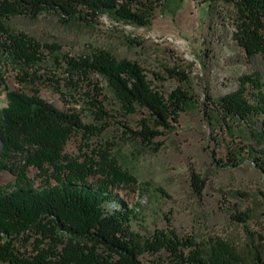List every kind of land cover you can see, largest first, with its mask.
<instances>
[{
	"label": "trees",
	"instance_id": "trees-1",
	"mask_svg": "<svg viewBox=\"0 0 264 264\" xmlns=\"http://www.w3.org/2000/svg\"><path fill=\"white\" fill-rule=\"evenodd\" d=\"M201 2L209 8H231L233 48L243 53L248 66L259 58L264 66V0ZM160 5L159 0H0V60L17 67L19 82L32 91H8L7 105L0 109L4 143L0 171L16 176L13 184L0 185V264H264L251 235L247 247L223 238L198 241L193 235L179 236L167 216L165 229L134 231L131 222L142 213L141 202L129 207L115 191L137 184V178L110 157L111 145L97 152L98 159L87 157L83 162L63 154L76 133L91 139L102 134L116 118L114 113L126 121L140 111L144 113L136 127L121 123L125 130L120 139L157 153L163 145L159 138L174 128L182 112L200 103L213 121L226 128L236 123L247 130L250 142H243L240 151L264 173V69L244 72L230 93L218 98L207 94L199 101L180 86L164 94L154 83L164 78L153 72L150 79L136 61L117 59L100 48L61 53L59 44L11 26L14 19L39 20L45 15L71 25L107 14L118 22L146 27ZM50 58L63 69L72 89H81L91 76L103 80L102 85L92 83L91 98L94 120L102 124H85L78 113L59 110L39 96L33 87L42 83L40 70L50 73ZM168 75L187 79L175 70H168ZM102 95L117 109L107 110L98 99ZM231 157V164L240 162L236 155ZM28 167L44 176L38 186L26 178ZM191 186L200 196L205 180L191 172ZM157 191L166 196L163 189ZM249 214L247 210L232 219L247 223ZM145 256L156 258L145 260Z\"/></svg>",
	"mask_w": 264,
	"mask_h": 264
},
{
	"label": "rangeland",
	"instance_id": "rangeland-1",
	"mask_svg": "<svg viewBox=\"0 0 264 264\" xmlns=\"http://www.w3.org/2000/svg\"><path fill=\"white\" fill-rule=\"evenodd\" d=\"M159 1L161 5L146 27L118 22L107 14L71 25H63L56 16L45 15L39 20L14 19L11 26L47 43L59 44L61 53L76 55L100 48L117 59L136 61L150 79L153 72L164 78V81H154L164 94L180 86L189 89L199 101L207 94L218 98L230 93L237 89L238 77L244 72L264 69L262 59L248 66L243 53L233 48L228 18L231 8L221 5L209 8L201 0ZM52 62L53 58L47 62L50 73L44 70L38 73L42 83L33 88L38 89L39 96L59 110L78 113L85 124H102L94 120L91 98L94 96L92 83L102 85L103 80L91 76L81 89H72L67 85L63 69L56 68ZM168 70L182 72L187 79L169 77ZM20 74L17 67L0 60V109L7 105L8 91L32 93L31 87L19 82ZM102 98L103 95L98 97L107 110L117 109ZM143 113L140 111L126 121L114 113L116 118L110 119L102 134L83 139L76 133L67 142L63 154L83 162L87 157L98 159L97 152L111 145L110 157L137 178V184L115 191L129 207L141 202L142 213L138 220L131 222L134 231L148 233L165 229L167 216L179 236L193 235L198 241L223 238L247 247L251 235L264 257V173L240 151L243 142H250L247 130L236 123L226 128L222 122L210 119V111L196 103L180 114L170 132L159 138L163 145L155 153L120 139L125 130L121 123L128 122L134 128ZM231 154L239 159L237 165L230 163ZM191 172L205 180L200 196L192 189ZM25 176L34 186L44 178L34 167H28ZM15 181L16 176L11 172L0 171V185L8 186ZM247 210L250 213L247 223L232 219ZM161 256L165 258L166 253ZM154 257L145 256V260Z\"/></svg>",
	"mask_w": 264,
	"mask_h": 264
},
{
	"label": "water",
	"instance_id": "water-1",
	"mask_svg": "<svg viewBox=\"0 0 264 264\" xmlns=\"http://www.w3.org/2000/svg\"><path fill=\"white\" fill-rule=\"evenodd\" d=\"M3 145H4L3 140L0 138V154L3 150Z\"/></svg>",
	"mask_w": 264,
	"mask_h": 264
}]
</instances>
